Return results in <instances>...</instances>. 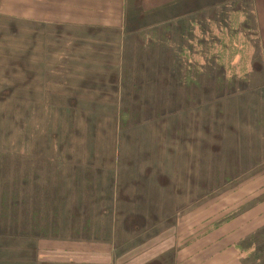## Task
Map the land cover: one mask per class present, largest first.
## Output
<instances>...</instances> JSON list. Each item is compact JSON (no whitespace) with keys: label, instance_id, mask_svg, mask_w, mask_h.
Instances as JSON below:
<instances>
[{"label":"rangeland","instance_id":"374dc122","mask_svg":"<svg viewBox=\"0 0 264 264\" xmlns=\"http://www.w3.org/2000/svg\"><path fill=\"white\" fill-rule=\"evenodd\" d=\"M230 1L181 0L162 16L126 9L138 29L196 15L187 60L246 74L227 92L208 86L192 109L171 106L168 90L159 102L184 61H160L163 46L139 55L128 26L43 25L24 19L34 16L25 1L0 0V202L15 205L0 216V264H201L228 243L244 264H264L261 46L247 2L230 30ZM21 176L30 203L48 178L67 195L41 191L46 219L41 210L33 225L18 214Z\"/></svg>","mask_w":264,"mask_h":264},{"label":"trees","instance_id":"16d2710c","mask_svg":"<svg viewBox=\"0 0 264 264\" xmlns=\"http://www.w3.org/2000/svg\"><path fill=\"white\" fill-rule=\"evenodd\" d=\"M247 8H249V10L252 12L251 10V6H248ZM240 9V8H239ZM237 9V11L231 12V22H230V30L233 29V22H234V14H243L245 15V8L243 9V13L240 12V10ZM170 24H163L160 27L155 25V26H150V27H146V28H141L138 29L136 32H134L131 36V40L133 42H136L138 45H134V47L136 48L135 50L140 52L139 55H144L145 53L143 52H151L153 51L152 49H158L161 46L164 47L163 51L164 53L162 55L159 56V60L160 61H164L166 60L168 57H171L172 63L174 64L178 62L181 63L182 61H184L185 66L182 70V78L180 79V84L176 85V80L175 78H170V82L172 84H169L168 86H164L160 88V93L159 96H161V98L159 99V102L162 104V101L165 102L167 100L166 97V93L167 90L169 92H173L174 93V98H170L169 102L171 104V106L175 105L176 103H184L185 106H189L192 109L195 108V103H197V96L200 94H203V91H205V89L209 86L212 87L213 89H216L220 92H227L231 89V86L233 85V80H238V77L240 79H244L246 74L244 73L242 76H236L233 74V72H231L230 70L226 71V74H224V76H222L220 73H217L218 71L224 69L221 67H218L217 65L214 67L213 63L207 61L204 62L205 65H200L197 58L191 59V60H187V53H189V47H193V49L197 46V37L195 36V31L192 30V28H194V21H180L178 22V28H174V30L170 27ZM159 27V28H156ZM191 29L190 30V34L188 35L187 39L185 37V31L184 28H188ZM188 28V29H189ZM228 28V29H229ZM172 33L173 37L169 40L166 33ZM189 32V31H188ZM145 33V34H143ZM224 33V31H223ZM187 35V34H186ZM191 35V36H190ZM222 35L220 34V37ZM140 38V39H139ZM206 39V38H205ZM208 40V39H207ZM207 40L203 43H200V45L202 46L201 49L205 50V51H209V48H211L208 44H207ZM186 43V45H184ZM197 43V44H196ZM220 43V41H219ZM161 47V48H163ZM169 47V49H168ZM209 47V48H208ZM207 49V50H206ZM188 50V51H187ZM192 50V49H191ZM167 55H166V54ZM197 53V51H196ZM195 53V54H196ZM207 54L210 53H206L204 56L206 57ZM162 59V60H161ZM192 61V62H190ZM190 62V63H188ZM128 70V71H127ZM126 69L125 72H133L132 70ZM230 71V72H229ZM225 72V70H224ZM128 76L130 77V75L128 74L126 77V80H128ZM163 78L165 79V74H161V76L158 78L157 82L158 84H162ZM179 78V77H178ZM176 78V79H178ZM215 79V80H214ZM124 83V82H123ZM163 85V84H162ZM236 87L233 86L232 90L236 91L235 89ZM210 89V88H209ZM206 92V91H205ZM146 96V95H145ZM144 96V97H145ZM143 97V98H144ZM150 97V96H149ZM149 100V98H148ZM159 108H163L159 105H156V109L158 110ZM177 110H174L173 112H176ZM3 171V165L0 168ZM50 170V167H46L44 169L40 168L38 170V172H44L41 173V176L44 178H46L47 176H49L48 172ZM4 175H0L1 177V185L3 186V189L8 190V186L6 185V183L8 182L9 179V173L8 171L4 172ZM57 174L61 173V169L59 168L56 171ZM1 174V173H0ZM61 177V176H59ZM58 177V178H59ZM20 178V177H19ZM19 178L17 177V182H18V189H23V195L21 196V192H18V196H17V209H18V214L22 215L24 214L25 216H29V218L27 217V223H30V225L36 224V218L37 216L41 213V210L44 214V217L46 219V212L45 211V202L41 203V206L39 207V203L38 201L41 200V202L43 201L42 196H41V191H43V193L46 194V196H48L49 194H51L52 192L55 193V195L60 196L63 195V197H66V193L65 192H61L60 190V186L57 183V185L52 186L51 181L49 180V178L47 180H45V186H39L37 187V193H35V195L33 196V202L30 203L31 197L28 193V187L26 188H22L21 185L25 184L26 182H28V178L27 176H21L20 180H22V182L19 180ZM30 183V181H29ZM65 201V200H64ZM12 204L14 205V203L6 198H3L2 201L0 202V216L4 217L2 218V220H7L8 217L6 216V212L5 210L10 209V211H13V208L15 209V205L12 208ZM43 204V205H42ZM20 208L23 209L22 211H20ZM20 211V212H19ZM55 225V224H53ZM55 234H57L55 232ZM73 234H75V232H73Z\"/></svg>","mask_w":264,"mask_h":264},{"label":"crops","instance_id":"0c3cea01","mask_svg":"<svg viewBox=\"0 0 264 264\" xmlns=\"http://www.w3.org/2000/svg\"><path fill=\"white\" fill-rule=\"evenodd\" d=\"M25 4H21L18 7H25L29 10L33 11V18L24 19L32 20L35 23L43 24V25H51V24H61L70 27L74 26H89V27H101V29H107V31H121V26H128L129 35L131 36L134 32L138 30L134 25L129 26L127 22V17L125 14L127 13V7L131 8L132 11H136L135 9L142 8L144 6L147 9L144 11H136L139 15L148 14L152 15H161L156 14L155 11H162L163 14L167 9L175 4L180 3L181 0H22ZM247 2L248 6H251L253 19L256 23V33L260 42L261 52H260V60L259 66L256 70L253 66V72L258 71L261 76H263L261 85L264 86V0H232L229 4H225V6L230 7V11H234V4L236 3V7H239L240 12L243 13L244 5L243 3ZM241 6V7H240ZM129 11V9H128ZM131 11V10H130ZM230 12V13H231ZM155 13V14H154ZM151 16V17H152ZM162 16V15H161ZM183 16V17H182ZM186 16V15H185ZM184 13H179L178 16L174 18H180L184 20H189V18L185 17ZM172 19L173 21L175 19ZM161 19V18H160ZM197 19L196 15L194 21ZM164 22L163 24H169L171 22V18H163L160 22ZM145 22V21H144ZM136 24V23H135ZM142 24V22L138 23ZM117 26V27H116ZM146 28V27H144ZM113 29V30H110ZM132 29L134 32H132ZM136 29V31L134 30ZM139 29L141 27L139 26ZM91 33L87 34L90 35ZM259 205H263L264 202H260ZM259 217H264V210L259 213ZM233 244L228 243L223 248L210 252L203 258L201 264H244L242 258L239 257V253L235 248H233Z\"/></svg>","mask_w":264,"mask_h":264}]
</instances>
